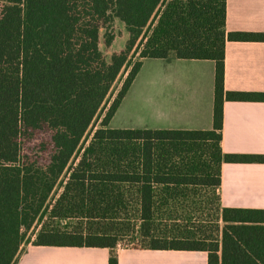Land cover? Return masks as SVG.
<instances>
[{
    "label": "trees",
    "instance_id": "obj_1",
    "mask_svg": "<svg viewBox=\"0 0 264 264\" xmlns=\"http://www.w3.org/2000/svg\"><path fill=\"white\" fill-rule=\"evenodd\" d=\"M112 15L129 38L107 59ZM226 19L227 0H0V264H17L26 243L109 248L118 264L123 242L264 264V209L222 207L219 192L223 163H264L222 149L225 101H264L225 88L226 44L264 33ZM169 57L215 62L213 128L109 127L143 60ZM207 207L220 238L191 225Z\"/></svg>",
    "mask_w": 264,
    "mask_h": 264
},
{
    "label": "crops",
    "instance_id": "obj_2",
    "mask_svg": "<svg viewBox=\"0 0 264 264\" xmlns=\"http://www.w3.org/2000/svg\"><path fill=\"white\" fill-rule=\"evenodd\" d=\"M226 27L231 32L264 33V0H227ZM158 65V106L156 96L149 95L144 108L157 114L145 118L142 126L126 128L212 129L215 62L169 57L160 58ZM225 88L264 92V41L227 42ZM222 149L264 155V101H225ZM219 192L222 207L264 209V163H223ZM109 258V248L29 245L17 264H109ZM118 264H208V251L130 247L119 250Z\"/></svg>",
    "mask_w": 264,
    "mask_h": 264
},
{
    "label": "rangeland",
    "instance_id": "obj_3",
    "mask_svg": "<svg viewBox=\"0 0 264 264\" xmlns=\"http://www.w3.org/2000/svg\"><path fill=\"white\" fill-rule=\"evenodd\" d=\"M101 42H100V49L106 55L107 59H110L113 52L122 49L128 38L129 33L125 24L116 16L112 15L111 22L102 27L101 29ZM113 37V41L111 45L107 44V38ZM139 59L138 54H134L132 57V61L135 62ZM143 60V65L140 72L137 75V79L132 86V89L129 93L127 100L125 101L121 110L113 116L109 127L112 128H126V127H133V126H142L144 123L145 118L156 115V113L151 112L148 113L144 109L146 107L145 98L149 95L156 96V106L157 103V96L160 91L159 86V71L160 66L158 62H160V58H145ZM131 67H129L130 69ZM124 69L123 73L121 74L118 81L115 83L112 93L109 97V101L106 104L105 110L103 113L107 111L111 102L116 97L117 93L119 92L124 79L126 78L128 71ZM101 118H98L94 123V128H98L100 126ZM192 226L194 225L197 228L198 234L202 237L206 238H220L221 236V229L224 225L223 221L216 220V212L215 210L210 209L209 207L205 208L204 210H200L196 217L192 220ZM216 225L219 226V229H216ZM32 245L31 243H26L24 248L26 249L27 246ZM131 247L127 242H123L120 244V247Z\"/></svg>",
    "mask_w": 264,
    "mask_h": 264
}]
</instances>
